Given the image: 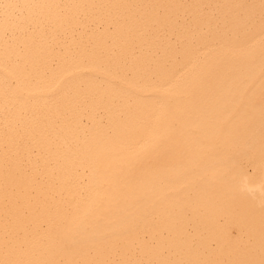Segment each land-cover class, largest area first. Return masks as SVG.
Returning <instances> with one entry per match:
<instances>
[{
    "label": "bare ground",
    "instance_id": "obj_1",
    "mask_svg": "<svg viewBox=\"0 0 264 264\" xmlns=\"http://www.w3.org/2000/svg\"><path fill=\"white\" fill-rule=\"evenodd\" d=\"M0 264H264V0H0Z\"/></svg>",
    "mask_w": 264,
    "mask_h": 264
}]
</instances>
